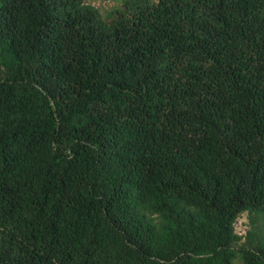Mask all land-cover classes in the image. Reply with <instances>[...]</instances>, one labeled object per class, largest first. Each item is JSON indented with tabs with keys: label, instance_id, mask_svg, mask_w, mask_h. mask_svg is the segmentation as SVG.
Instances as JSON below:
<instances>
[{
	"label": "trees",
	"instance_id": "1",
	"mask_svg": "<svg viewBox=\"0 0 264 264\" xmlns=\"http://www.w3.org/2000/svg\"><path fill=\"white\" fill-rule=\"evenodd\" d=\"M112 2L0 0V264H264V0Z\"/></svg>",
	"mask_w": 264,
	"mask_h": 264
},
{
	"label": "rangeland",
	"instance_id": "2",
	"mask_svg": "<svg viewBox=\"0 0 264 264\" xmlns=\"http://www.w3.org/2000/svg\"><path fill=\"white\" fill-rule=\"evenodd\" d=\"M120 1L121 0H113V2L107 6H110L108 8H113L119 5ZM97 6H99L98 13L101 17H105L109 13L110 9L104 10L101 4ZM233 227L234 232L241 236L237 242L232 244L235 248L240 246L250 247L264 240V214L262 213L241 211L238 213ZM233 264H242L238 256L234 259Z\"/></svg>",
	"mask_w": 264,
	"mask_h": 264
},
{
	"label": "crops",
	"instance_id": "3",
	"mask_svg": "<svg viewBox=\"0 0 264 264\" xmlns=\"http://www.w3.org/2000/svg\"><path fill=\"white\" fill-rule=\"evenodd\" d=\"M83 1H85V2H87V3H96V1L97 0H83ZM98 3L100 4L101 3V0H98Z\"/></svg>",
	"mask_w": 264,
	"mask_h": 264
}]
</instances>
